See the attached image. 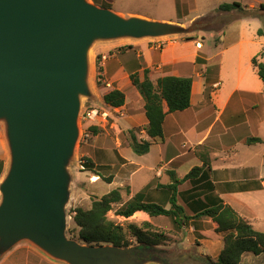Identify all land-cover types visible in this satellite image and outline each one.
Wrapping results in <instances>:
<instances>
[{
    "label": "water",
    "instance_id": "water-1",
    "mask_svg": "<svg viewBox=\"0 0 264 264\" xmlns=\"http://www.w3.org/2000/svg\"><path fill=\"white\" fill-rule=\"evenodd\" d=\"M121 16L87 0H0V122L9 162L0 182V257L20 241L67 264H164L157 245L87 244L65 235L68 170L81 97L91 96L97 40L194 31Z\"/></svg>",
    "mask_w": 264,
    "mask_h": 264
},
{
    "label": "crops",
    "instance_id": "crops-1",
    "mask_svg": "<svg viewBox=\"0 0 264 264\" xmlns=\"http://www.w3.org/2000/svg\"><path fill=\"white\" fill-rule=\"evenodd\" d=\"M154 1L157 3L160 0ZM168 1L171 10L168 15L158 11L154 12L153 15H148L138 11L124 12L120 9L114 11L111 7L109 9L124 17L136 16L154 21L160 20V22L165 21L183 25H190L196 19L207 16H203L202 13L197 12L195 0H192L189 4L184 3L183 0ZM236 2L241 4L243 10L247 8L253 9L259 6L260 3H264L260 0H257V5H246L243 3V0ZM177 3L179 5L178 9ZM184 11L186 12L183 13ZM221 12L228 13L230 17L235 15V18L230 21L232 23H228V27L233 25L232 30L228 31L227 37L226 32L222 31L221 36L217 37L216 42H213L212 38L211 45L208 44L206 46L204 42L205 30L198 29L193 31L192 35L195 38L192 40L180 39L176 36H164L155 38L156 45L148 47V45L144 44L146 40L143 39L150 38L131 39L139 42L129 45L131 46L130 49L119 50L116 59H107L106 55H101L105 57L102 62L103 73L108 76L114 75L113 70L115 69L125 71L130 82L129 72L131 70L135 71L137 64L140 63L142 67L137 70L141 73V78L142 69L147 68L149 70L148 77L153 82L161 76L172 75L189 76L192 79V84L190 106L185 110L168 113L165 116L163 138L151 143L147 153L137 155L132 150L131 152V148L129 147H122L120 144L114 146L116 151L113 153L114 160L104 162L112 177L106 182L105 191L100 197L116 188L121 192L120 188L126 185L127 189L125 191L129 194V197L125 202L135 194L141 193L146 201H152L165 208H169L170 191L165 185L172 181L171 174L181 179L192 167L201 166L203 158L206 157L208 158V165L210 167L207 181L214 185V192L218 197L236 211L240 212L234 205L237 203L234 201L235 197L262 190V188H259L264 185V173L262 172V168H264L263 153L259 154L261 156L260 159L254 156L240 157L238 154V147L241 144H245L244 138L248 136L259 137L253 131L256 127L259 128L263 122V116L261 115L260 123H258V118L255 117L257 116L256 112L252 111L251 101L245 102L240 96L241 92L254 94L262 92L263 85L256 74V69L253 67L251 59L254 56H258V61L262 60L260 54L264 48V35L261 31L258 33L256 31L255 36L257 37L251 38L246 33L247 20L252 18L260 19V16L245 15L242 10L237 9ZM189 13L191 14L190 16ZM221 39H228L227 43H225L226 45L222 47H220L222 43ZM206 47L208 54L203 50ZM226 53L228 60L231 62V66L229 65L231 81L229 83H226L223 76L222 58L223 54ZM197 57L205 60V63H198L196 61ZM215 59L218 61L212 62ZM214 63L218 67L217 81L212 84V90L207 96L205 95L207 83L203 72L207 65ZM249 69H252V72ZM115 89L123 90L121 87H116ZM134 91L139 94L135 88ZM123 92L126 94L125 91ZM235 97L238 99L232 101ZM109 107L118 109L123 106ZM142 115L144 124H146L147 119L144 112ZM142 132V139H148L144 129H142ZM177 141L181 142L182 146L187 145V149H178L179 143ZM262 141L263 139L261 138V142L245 145L253 147L261 145ZM195 146L200 147V153L191 152ZM107 149L108 153L111 152V148ZM154 149L155 153L152 154ZM116 154L123 161H120ZM8 162L9 150L4 134V127L0 122V182L5 175ZM93 176V181L97 180V177H95L97 175ZM185 183L187 186L181 190L180 187ZM190 188L191 185L186 180L178 185V194L181 191L190 190ZM230 200L233 201L231 202ZM134 215L146 214L137 213ZM158 217L169 218L162 215L151 216L150 218ZM203 217L206 219H203ZM245 217L250 222V219L247 216ZM189 221L195 222L192 225H188V230L190 231L191 229L195 230L197 225H201L199 221L212 223L211 231L215 227V223L211 218L206 216L192 218ZM198 231L201 233L205 232L203 229H199ZM214 233L216 232L214 231ZM210 251L212 250H209L208 253L203 250H199L198 252L204 256L209 255ZM245 255L252 254L248 253ZM45 256L46 254L36 246L24 240L6 251L0 257V264H33L34 257L47 259V256Z\"/></svg>",
    "mask_w": 264,
    "mask_h": 264
},
{
    "label": "rangeland",
    "instance_id": "rangeland-1",
    "mask_svg": "<svg viewBox=\"0 0 264 264\" xmlns=\"http://www.w3.org/2000/svg\"><path fill=\"white\" fill-rule=\"evenodd\" d=\"M87 1L94 3L95 5L100 7H111L114 11H117V9H120L124 12L138 11L148 15H153V13L156 11L161 12L162 14L165 13V15H168V13L171 12L168 0H160L157 3L154 0H112L113 3L111 2V0ZM191 1L192 0H183L184 3L188 4ZM232 1L241 0H195L197 12L202 13L203 16L207 15L206 17H202L203 20L208 21V24L204 27V29H202L205 30L204 42L206 46L208 44H212V38L213 42H216L217 37L221 36L222 31L226 32L227 37L228 31L232 30L231 28L233 25L228 27V23L231 21V19L235 18V15L230 17L228 13L218 11L217 8L215 9V7L221 2ZM260 1L264 2V0ZM243 3L246 5H257V0H243ZM185 12L186 11H184L183 13ZM252 12L253 15L260 16V19L252 18L247 20L248 26L246 29V33L251 38L256 35V31L258 33V30L261 31L264 35V10H260L257 6L253 8ZM190 15L191 14L189 13V16ZM180 25L185 28H188L189 26L183 24ZM192 34L193 31H187L186 33H181L172 36L179 37L180 39H185L188 36H192ZM143 40H146L144 41V44L148 45V47L154 46L157 43L155 38ZM227 41L228 39H223L221 41L222 43L220 47L226 45L225 43H227ZM137 42L139 41L127 38L115 40H97L90 47L88 84L89 89L91 91V96L81 97L80 111L77 119L79 133L74 147L73 156L70 159L68 165V170L71 173V181L69 184V201L65 205V235L68 239H74L79 242L81 241L78 238V227H76L73 222L70 210L76 206L88 208L92 199L99 198L100 195L104 193L107 185L106 182L109 178L112 177L108 168L105 167L104 162H111L110 160H114L113 153L116 152L114 146L116 144H120V146L122 147H129V130H132L137 136V138L142 139V129L145 126L142 118L143 100L140 95L134 91L135 87L132 86L128 81L127 74L125 73V71L115 69L113 70L114 75L112 76H108L103 73L102 62L104 60L101 56L104 54L106 55L107 59H116L119 50L123 51L125 49H129V47L127 46ZM203 50L208 54L207 47ZM98 55L101 56V61L99 64L102 66V71L97 70L96 67V58ZM222 59L224 74L223 76L225 77L226 83H229L231 81V62L228 60L227 53L223 54ZM256 60L258 61V56H256ZM216 61L218 60H212V62ZM211 65L217 64L214 63ZM249 70L252 72V69ZM139 74L141 76V73ZM113 87H121L123 89L122 91L126 92V94L124 93V95L126 96L124 104L122 105L123 107L121 106L122 108H110L102 100L103 94L108 90L113 89ZM240 96L245 102L251 101L252 111L256 112L257 116L255 117L258 118V123H260L261 115L263 116L262 125L259 128L256 127L253 131L257 136L261 137L263 141L261 145L253 147L241 144L238 147V154L240 157L254 156L260 159L261 156H259V154L261 155L263 153L262 155L264 156V95L262 94V92H260V94L253 95L251 98H248L247 95ZM237 99L238 98L235 97V99H233L232 101ZM252 100L260 102L259 108L256 109L258 104L257 102H253ZM91 108L95 109L97 114L93 119L88 120L86 119L85 114ZM91 126H95L96 128H98V132L96 134H94L91 130ZM177 142L179 143V141ZM178 147V149L181 150L187 149V145L182 146L181 142L179 143ZM107 148H111V152L108 153ZM191 152H195L196 154L200 153V147L195 146L194 150H191ZM153 153H155V149L152 154ZM118 159H120V161H123V159L119 157ZM85 160H89V162L91 163L86 165L87 163H85ZM262 172L264 173V168H262ZM93 175H97L95 176L97 177V180L93 181ZM186 186L187 184L185 183L180 187V189L183 190ZM261 188L262 190L246 193L235 197L234 201H236L237 203L234 204L233 202V204L240 211L236 212L245 219H247L245 217L247 216L250 219V223L256 230L264 231V185ZM125 189H127L126 185L120 188V193L122 195L121 202L113 205L112 210L107 213V217L110 220L123 226L124 230L126 231V236L130 240V246H137L142 244L138 242L136 238L133 237V235H131V231H129V229L127 228L129 224H134L135 226H137V228L141 230H146V232L148 233H163V236L160 237L162 241L157 246L166 250V253L162 255L164 264H168V262L170 263V260L173 261L182 257L191 258L190 254H195L191 253V250H203L207 253L209 252V250H212L210 251L209 255L204 256L209 261L213 262L216 260L218 251L221 250L223 245V234L214 233V230L211 231L212 223H203V221H199L201 225H197L195 230L191 229L190 231L188 230V225H192L195 222L189 220L185 223V225L179 227L174 224L171 218H150L146 215H134L131 218L122 219L115 214V210L118 209L121 206V203H124L125 200H127V198L129 197V194L126 193ZM179 194L180 198H178V202L181 203L182 196L181 193ZM230 201L232 202L233 200ZM203 219L206 218L203 217ZM199 229H203L205 232L201 233L198 231ZM46 258L47 259H40L39 257H34L33 264H67L63 261L53 259L49 256H47ZM146 264L160 263L149 262ZM242 264H264V255H262L259 259L255 260L252 255H244Z\"/></svg>",
    "mask_w": 264,
    "mask_h": 264
},
{
    "label": "trees",
    "instance_id": "trees-1",
    "mask_svg": "<svg viewBox=\"0 0 264 264\" xmlns=\"http://www.w3.org/2000/svg\"><path fill=\"white\" fill-rule=\"evenodd\" d=\"M177 3V9H178ZM258 8L264 10V3H260ZM218 11H231L233 9L242 10L245 15H253V9L243 10L239 2L221 3ZM208 21L201 20L194 22V30L204 29ZM258 32H260L258 30ZM195 37L188 36L186 40H192ZM129 49L131 46H127ZM126 50V49H125ZM124 51V50H123ZM261 61L252 57L251 63L256 69V74L262 82V94L264 95V48L261 52ZM101 56L96 58L97 70L102 71L99 64ZM198 63H205L200 57L196 58ZM142 66L137 64L136 70L129 72V80L136 88L143 100L142 111L147 119L144 131L148 139H140L129 130V147L137 155H143L149 151L151 143L163 138V122L168 113L182 111L190 106L192 79L189 76L165 75L151 81L148 77L149 70L142 69V78L137 69ZM217 65H207L204 70L206 87L205 95H209L212 90V84L217 81ZM260 94V93H259ZM241 95H247L251 98L258 95L249 92H241ZM105 104L111 107H120L124 104V92L119 89H110L102 96ZM253 102H257L252 100ZM259 108L260 102H257ZM94 134L98 128L91 126ZM245 144H254L261 142V138L248 136L243 139ZM88 165L89 160H85ZM210 167L208 158H203L201 166L192 167L181 179L171 174L172 181L165 185L170 191V207L165 208L152 201H146L143 194L137 193L131 199L122 203L115 210V214L123 219H128L134 214L143 213L148 216H166L172 219L177 226H183L192 219L201 216L211 218L215 223L214 231L223 234V245L213 264H241L245 254L259 256L264 254V231L256 230L252 224L239 215L229 204L225 203L214 192V185L207 181L209 178ZM191 185L190 190L181 191V203L178 202L180 194L177 187L184 181ZM208 182V183H207ZM261 189V186L260 188ZM119 189H112L99 198L91 200L88 208L76 206L70 210L74 224L78 227V238L87 244H110L114 246H128L130 240L126 236V231L121 224H118L107 217V213L112 210L113 205L121 202ZM131 235L142 244L159 245L163 233L151 232L137 228L134 224L127 226Z\"/></svg>",
    "mask_w": 264,
    "mask_h": 264
},
{
    "label": "flooded vegetation",
    "instance_id": "flooded-vegetation-1",
    "mask_svg": "<svg viewBox=\"0 0 264 264\" xmlns=\"http://www.w3.org/2000/svg\"><path fill=\"white\" fill-rule=\"evenodd\" d=\"M191 253H195L194 255L190 254L191 255V258H188V257H182V258H179V259H175V260H170L171 262L168 264H185V263H191V264H213V262L215 261H209L205 258V256H202L200 255V253L198 251H195V250H191ZM252 257H254V260L255 259H259L261 257V255L259 256H254L252 255Z\"/></svg>",
    "mask_w": 264,
    "mask_h": 264
},
{
    "label": "built area",
    "instance_id": "built-area-1",
    "mask_svg": "<svg viewBox=\"0 0 264 264\" xmlns=\"http://www.w3.org/2000/svg\"><path fill=\"white\" fill-rule=\"evenodd\" d=\"M103 59L105 58V57H102ZM96 114H97V112H96V110L95 109H93V108H91V109H89L87 112H86V114H85V117H86V119H93L95 116H96Z\"/></svg>",
    "mask_w": 264,
    "mask_h": 264
}]
</instances>
